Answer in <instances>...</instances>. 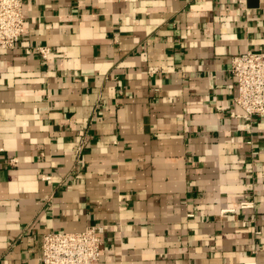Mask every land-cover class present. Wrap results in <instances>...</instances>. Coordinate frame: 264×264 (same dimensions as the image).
Masks as SVG:
<instances>
[{"label": "crops", "instance_id": "obj_1", "mask_svg": "<svg viewBox=\"0 0 264 264\" xmlns=\"http://www.w3.org/2000/svg\"><path fill=\"white\" fill-rule=\"evenodd\" d=\"M24 13L0 50V264H38L46 232L95 224L102 264H264V116L242 125L231 73L264 49V0Z\"/></svg>", "mask_w": 264, "mask_h": 264}, {"label": "built area", "instance_id": "obj_2", "mask_svg": "<svg viewBox=\"0 0 264 264\" xmlns=\"http://www.w3.org/2000/svg\"><path fill=\"white\" fill-rule=\"evenodd\" d=\"M24 0H0V50H13L25 34ZM36 50L47 60L51 48L39 45ZM152 69H150V72ZM231 73L236 80L237 94L233 104L242 109L237 117L251 131L256 117L264 116V49L248 50L232 58ZM222 110V107H218ZM50 179L49 176H44ZM242 209L253 206L241 202ZM107 225L95 224L84 231H48L38 264H102V247ZM246 264H256L249 262Z\"/></svg>", "mask_w": 264, "mask_h": 264}]
</instances>
